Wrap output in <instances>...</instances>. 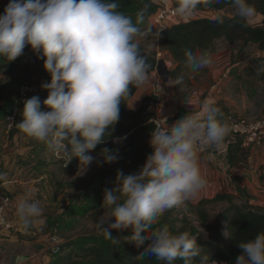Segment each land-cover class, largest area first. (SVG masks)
Listing matches in <instances>:
<instances>
[{"label":"clouds","instance_id":"9594fccd","mask_svg":"<svg viewBox=\"0 0 264 264\" xmlns=\"http://www.w3.org/2000/svg\"><path fill=\"white\" fill-rule=\"evenodd\" d=\"M235 15L247 20L255 12L249 0H232ZM188 6L185 0L182 8ZM117 0H10L0 15V57L14 61L25 47L43 59L50 82L42 110L39 96L23 101L21 122L15 126L24 134L62 154L79 166H89L90 154L106 142L120 118V104L130 96V86L149 82L150 65L141 54L135 37L140 32L143 12L131 17L118 11ZM217 21L223 23L222 17ZM185 66L196 72L211 63L210 53L184 50ZM182 77H178V83ZM185 103L191 106L190 99ZM220 110L205 101L202 111H190L183 118L150 134L152 153L137 173L118 172L111 188H104V215L97 229L108 239L112 231L131 230L130 239L143 251L137 256H155L165 264H192L200 255L197 237L185 231L170 232L167 225L152 230L164 212L194 199L206 186L198 151L201 145L219 147L229 131L219 117ZM126 139L124 138H120ZM115 142V141H114ZM104 163H113L118 152L107 147L99 154ZM2 178V177H0ZM32 193L18 198L15 213L23 227L42 215ZM114 221V222H111ZM242 254L235 264H264V232L239 242ZM199 264H208L202 256ZM211 264H217L211 260Z\"/></svg>","mask_w":264,"mask_h":264},{"label":"trees","instance_id":"16d2710c","mask_svg":"<svg viewBox=\"0 0 264 264\" xmlns=\"http://www.w3.org/2000/svg\"><path fill=\"white\" fill-rule=\"evenodd\" d=\"M170 2L177 10L185 9L182 8L185 0H170ZM117 3L118 11L131 17L134 24L138 13L143 12L142 23H144L158 9L156 0H117ZM249 3L255 7L257 13L262 15V26H253L235 14L222 13L224 9L233 7L232 0H187L186 9L197 12L211 9L216 12L215 17L200 18L158 30L159 50L169 54L175 63L174 69L169 73V78L174 85L178 84V77L185 80L192 72L185 66V49H191L196 53L207 51L211 56L215 52L217 41L224 40L229 44L242 41L256 45L264 53V0H249ZM218 16L223 18V23L217 21ZM25 48V58L34 64L42 65L40 74L46 83H49L51 78L43 68V59L38 58L30 47ZM139 48L151 66L150 75L157 66L156 55L144 51L140 46ZM258 62V70L251 73V77L254 79L253 83L260 81L264 87V56ZM2 71L9 75L13 74L14 64L2 61L0 72ZM198 71L203 74L205 69L201 68ZM130 88V96L125 97L120 104V118L111 135L105 143L98 145L90 153L100 162L101 169L88 178L81 198L87 199L94 196L100 188H111L120 171L125 175L137 173L145 164L146 157L152 153L149 140L156 126L150 122L152 117L150 103L154 98L149 95L145 97L143 104L137 110H129L127 103L139 87L132 85ZM2 90L0 93V100H3L2 110L4 115L8 116L15 101L11 103L5 96L6 88ZM212 104L219 108V117L223 121L227 122L228 118L232 117L231 112L222 102H212ZM262 112L264 113V102ZM184 115L186 113L179 112L177 117ZM19 116L20 114L17 118ZM124 137L126 139H120ZM117 139L118 142H114ZM226 139L231 140L228 144V164L231 167L239 166L245 161L247 150L241 147L239 138L227 137ZM105 147L118 152L115 162L104 163L103 157L99 154ZM55 152L53 150V153ZM59 161L68 171L79 168L77 159L67 160L65 166L62 159ZM180 204L184 207V210L179 213L181 218H173L174 208L168 209L146 235L151 238L155 230L167 225L173 234L187 231L192 236H196L200 255L194 258L192 264H199L202 256H208V264H211V260H215L217 264H235L236 257L242 254V250L237 246L238 243L254 238L259 232H264V206H251L247 202H238L230 194H216L210 199H202L195 204L189 200ZM94 208V205L87 207L90 210H95ZM111 235L112 239L106 238L101 232L72 237L59 244L58 250L50 255L47 264H165L155 256L138 259L139 253L151 241L138 249L130 239L132 235L130 229L113 230ZM175 264H183V261L177 260Z\"/></svg>","mask_w":264,"mask_h":264},{"label":"rangeland","instance_id":"374dc122","mask_svg":"<svg viewBox=\"0 0 264 264\" xmlns=\"http://www.w3.org/2000/svg\"><path fill=\"white\" fill-rule=\"evenodd\" d=\"M159 1L160 0H156V3ZM9 2L10 0H8L7 4ZM170 4L172 5L171 2ZM4 9L3 7L0 10V15H3ZM175 10L176 17L163 23V27H171L200 18L212 19L216 15V12L211 9L205 12L192 11L186 8ZM222 13L232 15L235 14V9L234 7H228L224 9ZM247 22L253 26H262L263 17L261 14L255 12L251 18L247 19ZM141 24L138 25L140 32L134 38L135 41L144 51L154 53L155 55L158 52L161 54L159 57L156 55V61L159 66L158 71L155 69L154 72L163 83V91L160 94L158 101L159 107L155 113L157 112V114L159 113L160 115H172L173 112L174 118H176L179 112L188 114L192 111L194 114H199L202 111L201 101L209 96L210 89L213 86L219 84L225 89L228 97L226 103L229 104V108L232 110L231 115L233 119L253 121L264 117V113L262 112L264 87L260 81H255V83H253L254 79L251 77V73L258 70V61L264 56V53L261 52L256 45L246 44L242 41L229 44L224 40H219L216 43L215 52L211 57V63L204 67L205 72L203 74L199 73V71L191 72L188 74L187 79L174 85L169 77L166 79V74L168 71L174 69L175 64L168 55L159 50L158 39L157 42L155 39V34H157L158 30L164 28L153 27L149 18ZM1 58L5 59L3 57ZM8 63L11 62L8 61ZM16 67L17 68L14 66V73L12 75L4 71L2 73L3 77H0V86L1 84L8 85L5 90V96H7L11 103H14L17 99L18 87L21 84L18 83V81L25 79L22 76L24 65L18 66L16 64ZM227 71L229 72L227 73ZM1 90L2 88L0 87V93ZM186 98L190 99L191 106L185 103ZM40 100L42 110L45 111L46 108L43 107L44 95L40 97ZM232 103H234V105ZM0 109H3V104L0 106ZM46 111H48V109ZM1 113L0 166L2 165V157L6 156H10V163H12V165L15 164L16 166L18 164H23L25 160L20 157L19 153H22V150L26 148H28L26 151L31 153L29 148L34 146H38L33 150V154H31L34 158L31 161L34 167L38 166V163L40 165L43 160L50 161V163L43 162L41 168L48 170V175L51 176L48 191L51 192L50 200L52 205L50 211L48 208L47 214H49L52 219V230L50 232L57 238L58 243H63L72 237L86 233H100L96 224L97 219L103 216L105 211L102 208V193L104 188H100L98 192L90 198H81L83 188L88 178L101 169L100 162L94 158L89 166L86 167L82 163L77 170L68 171L63 168L58 156L53 153V150L49 148L46 143L39 142L27 136L15 126V124L21 122V115L17 118L12 130H10L8 129L4 111ZM230 141V139H226L222 142H224V144H229ZM115 142H118V139L115 140ZM25 162L27 163V161ZM236 183L238 184V182ZM235 198L238 202H243L244 195L240 194L239 197L237 195ZM254 198L256 199L257 197L254 196ZM91 205L95 206V210L87 209V207ZM173 208V218H181L179 213L184 210L183 205L178 204ZM190 219L192 220L193 218Z\"/></svg>","mask_w":264,"mask_h":264},{"label":"crops","instance_id":"0c3cea01","mask_svg":"<svg viewBox=\"0 0 264 264\" xmlns=\"http://www.w3.org/2000/svg\"><path fill=\"white\" fill-rule=\"evenodd\" d=\"M6 6L7 5H5V7ZM155 39L157 42L158 34H155ZM163 53L168 55L172 60L169 54ZM25 55L26 48L24 49L23 55L16 58L14 61H9L14 64L15 68H17L16 64L18 66L24 65L22 76L25 79L18 81V83H21L20 86L27 83H35L38 85L42 80H45L40 74L42 65L34 64L27 60ZM212 55L210 57H212ZM2 61L8 62L6 58L2 59L0 57V63H2ZM172 62L174 61L172 60ZM3 72L4 71L0 72V77H3ZM170 72L171 71H168L167 73ZM228 72L229 71H227V73ZM154 76H156L155 72L151 73L149 75V82L139 87L128 101L127 108L129 110H137L143 104L145 97L150 95ZM7 86V84H1L0 87L3 89ZM210 90L209 96L201 101V109L205 101L222 102L231 112L232 110L229 108V104L226 103L228 97L224 87L217 84ZM43 95L44 99H46L48 95L47 91L38 92L36 94V96L40 97ZM0 103L2 105L3 100H0ZM232 104L234 105V103ZM2 111L3 110L0 109V114H2ZM156 116L160 117V114L156 113ZM184 116H176V118H174L172 112V116L167 121V124L171 125ZM36 147L38 146L29 148L31 153L26 151L28 148L23 149L22 153H19L20 157L27 161V163L24 161L23 164L15 166V164L12 165V163H10V156L2 157L1 159L2 170L0 177L2 178H0V185L11 198L12 207L6 211V227L0 231V264H47L51 257L49 238L53 234L50 232L52 230V219L50 215L47 214L48 208L50 211L52 205L50 200L51 192L48 191L51 176L48 175V170L41 168L43 162L50 163V161L41 159L43 162H41L40 165L38 163V166L34 167L33 162H31L34 158L31 154H33V150H35ZM246 150L247 157L245 161L235 167H231L228 164V144H224V142H222L219 147H213L209 150L198 152L199 164L206 180V186L196 198L189 200V202L195 204L202 199H210L216 194L225 193L234 197L237 195L239 197V195L242 194L244 195L243 203L247 202L251 206H264V142L260 148H248ZM235 181L238 182V184ZM28 192L32 193L33 199L39 201L43 212L41 216L34 218L27 227H23L16 216L15 205L18 198ZM254 196L257 198L255 199Z\"/></svg>","mask_w":264,"mask_h":264},{"label":"built area","instance_id":"2783aa9c","mask_svg":"<svg viewBox=\"0 0 264 264\" xmlns=\"http://www.w3.org/2000/svg\"><path fill=\"white\" fill-rule=\"evenodd\" d=\"M8 0H0V10L5 7L6 2ZM158 9L149 17V21L151 22L152 26L157 28H164L162 25L171 19L176 17V10L170 4V0H160L157 3ZM158 57L161 56L160 52L156 54ZM46 83V80H42V82L38 85L35 83H27L20 86L18 93H17V100L12 106L11 112L8 116H6V122L8 123V129L12 130L13 125L17 120V116L19 115L20 111L23 108V101L31 98L32 96L36 95L38 92H44L45 90L42 89L41 85ZM163 83L158 76H155L152 84V89L150 95L154 98L153 102L150 103V111L152 113V117L150 122H152L155 126L158 124L160 126H164L166 122L171 118L168 114H161L160 117L156 116L155 111L158 110V101L160 98V94L163 91ZM229 131L224 137L223 141L227 138H239L241 141L242 148H260L264 142V117L253 120V121H241L235 120L232 117H229L227 122ZM215 146L210 145H201L199 147L198 152H203L209 150ZM56 156L59 159L63 160L64 166L68 158L64 156H59L57 152H55ZM1 166H0V173H1ZM12 201L11 198L7 195L4 189L0 185V231L4 229L7 225L6 220V211L11 209ZM49 242L51 245L50 253H56L59 247V243L57 238L54 236H50Z\"/></svg>","mask_w":264,"mask_h":264},{"label":"water","instance_id":"95a60500","mask_svg":"<svg viewBox=\"0 0 264 264\" xmlns=\"http://www.w3.org/2000/svg\"><path fill=\"white\" fill-rule=\"evenodd\" d=\"M158 66H159V64L157 63V67H156L157 71H158ZM168 76H169V73L166 74V79L168 78Z\"/></svg>","mask_w":264,"mask_h":264}]
</instances>
